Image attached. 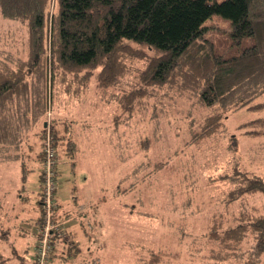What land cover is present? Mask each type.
<instances>
[{"label": "rangeland", "instance_id": "obj_1", "mask_svg": "<svg viewBox=\"0 0 264 264\" xmlns=\"http://www.w3.org/2000/svg\"><path fill=\"white\" fill-rule=\"evenodd\" d=\"M0 25L4 41L27 45L26 24L0 19ZM204 26L218 53H237L228 19L214 15ZM147 64L131 60L118 87L100 86L98 71L91 77L80 75L77 89L55 92L51 111L27 131L20 152L31 169L26 186L35 206L39 173L44 183L39 154L46 141L54 144L52 130L67 134L78 146L72 159L62 140L53 145L59 155L53 195L57 207L51 218L47 264H149L151 258H158L157 264H217L209 258L214 243L207 236L213 218L220 216L232 224L242 212H264L262 195L238 200L229 196L235 187L232 178L240 172L264 175V139L239 128L264 117V111H225L224 126L214 136L188 144L199 130V119L210 114L200 107L197 96L179 98L174 92L176 98L165 89L144 87L148 93L141 103L136 101L132 113L120 105L124 94L143 88L141 74ZM257 102H264V95ZM17 164H7L12 166L8 180L16 181ZM1 175L7 171L0 165ZM45 217L43 207L42 227ZM33 235L18 252L23 258L2 242L7 264H37L32 259Z\"/></svg>", "mask_w": 264, "mask_h": 264}, {"label": "trees", "instance_id": "obj_2", "mask_svg": "<svg viewBox=\"0 0 264 264\" xmlns=\"http://www.w3.org/2000/svg\"><path fill=\"white\" fill-rule=\"evenodd\" d=\"M214 15L229 20L236 54L218 53L206 38L204 23ZM0 19L27 26V45L14 46L3 40L0 25V165L22 159L24 187L31 170L23 165L20 147L27 131L51 111L55 92L77 89L80 75L91 77L98 71L100 86L118 87L131 60L148 61L141 74L143 88L124 94L120 105L132 113L136 101L141 103L148 93L144 87L165 89L171 96L175 92L179 98L197 96L200 107L210 114L199 119V130L188 141L193 145L224 126L225 111H264V102H257L264 95V0H0ZM239 128L264 139L260 115ZM52 133L53 143L57 146L62 140L66 153L76 158L77 143L67 134L58 135L57 129ZM45 155L43 149L42 165ZM55 155L56 160L57 149ZM232 180L231 200L264 196V175L240 172ZM42 188L41 181L38 238L45 209ZM4 190L0 187V194ZM56 203L60 210L57 198ZM219 217L213 218L207 232L214 243L209 258L217 264H261L264 212H242L232 224ZM10 233L0 224V242ZM8 260L0 251V264ZM157 261L151 258L149 264Z\"/></svg>", "mask_w": 264, "mask_h": 264}, {"label": "crops", "instance_id": "obj_3", "mask_svg": "<svg viewBox=\"0 0 264 264\" xmlns=\"http://www.w3.org/2000/svg\"><path fill=\"white\" fill-rule=\"evenodd\" d=\"M22 162L23 161H15V163H18L15 172L17 177L16 181L8 180L12 164L10 166L7 165L8 163L2 164L1 167H5L7 175L5 177L3 175L0 176V187H4L6 189L0 194V197H2V200L0 198V209L3 210V212L0 210V224L4 227V229H10L12 233H10L9 238L3 239L0 244H2V242L6 243V248H8V250H11L10 248H12L14 252H19V250L23 249L24 245L28 244L26 237L31 236L32 234H34L32 237L33 250L35 249L38 240V220L41 215V210L36 208V206L32 203L30 190H28L26 186L29 179L28 176L26 182L24 183L25 187L23 186ZM25 164L26 162L24 161L23 165ZM29 170L31 169L29 168ZM18 174L21 176L20 180L18 179ZM27 175H29V173ZM38 178L39 192L41 186L40 173ZM68 232L72 234L69 229ZM32 259H34V256Z\"/></svg>", "mask_w": 264, "mask_h": 264}, {"label": "built area", "instance_id": "obj_4", "mask_svg": "<svg viewBox=\"0 0 264 264\" xmlns=\"http://www.w3.org/2000/svg\"><path fill=\"white\" fill-rule=\"evenodd\" d=\"M45 159L43 161V201L46 210V217L44 220V227L40 229V240L36 246V253L34 260L37 264H47L48 253L52 249L51 237L52 231L50 229L51 218L55 214V199L53 200V195L56 192L55 183V149L50 143V140L45 142L44 145Z\"/></svg>", "mask_w": 264, "mask_h": 264}]
</instances>
